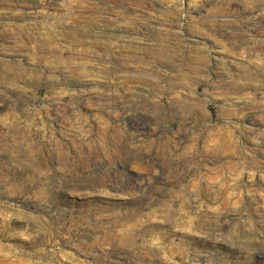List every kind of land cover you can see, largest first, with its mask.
Masks as SVG:
<instances>
[{"label":"rangeland","instance_id":"rangeland-1","mask_svg":"<svg viewBox=\"0 0 264 264\" xmlns=\"http://www.w3.org/2000/svg\"><path fill=\"white\" fill-rule=\"evenodd\" d=\"M0 264H264V0H0Z\"/></svg>","mask_w":264,"mask_h":264}]
</instances>
